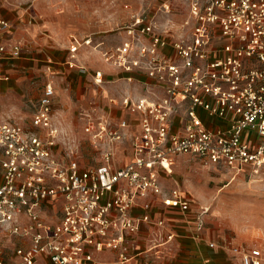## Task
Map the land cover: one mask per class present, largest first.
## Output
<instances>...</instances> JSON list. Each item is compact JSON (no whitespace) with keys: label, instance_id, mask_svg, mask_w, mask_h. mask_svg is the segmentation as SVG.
Returning <instances> with one entry per match:
<instances>
[{"label":"built area","instance_id":"obj_1","mask_svg":"<svg viewBox=\"0 0 264 264\" xmlns=\"http://www.w3.org/2000/svg\"><path fill=\"white\" fill-rule=\"evenodd\" d=\"M174 2L163 0L159 14L171 15ZM184 2L186 17L175 33L158 26L150 9L125 5L128 21L119 28L124 37L104 53V61L151 82L146 94L111 100L139 117V133L126 118L116 121L110 113L86 119L83 132L100 157L98 164L59 159L52 82L44 86L32 125L0 120V264H127L138 256L150 264L148 257L158 258L159 244L151 240L139 253L133 237L143 224L163 227L165 222L152 221L147 200L159 197L183 213L191 208L180 188L167 190L162 182L176 157L189 155L238 171L264 169V0ZM31 10H25L28 25L36 20ZM12 27L0 18V35ZM99 46L91 36H71L66 65L85 72L80 50ZM23 52L21 41L0 43V62L18 60ZM93 81L103 83L101 69ZM179 118L183 126L176 128ZM129 140L131 158L123 163L118 155ZM137 207L145 211L141 217L132 215ZM206 214L198 212L199 230ZM8 240L25 244L11 253ZM223 246L242 264H264L260 246L232 240ZM113 252L115 262L103 259Z\"/></svg>","mask_w":264,"mask_h":264},{"label":"rangeland","instance_id":"obj_2","mask_svg":"<svg viewBox=\"0 0 264 264\" xmlns=\"http://www.w3.org/2000/svg\"><path fill=\"white\" fill-rule=\"evenodd\" d=\"M162 1L0 0L3 8L19 12L23 26L33 33L26 40L23 56L42 55L44 49L34 40V36H42V32L53 38L49 40L55 48H48L53 53L66 52L71 36H91L100 46L97 50L83 48V60L91 71L102 69L106 74L103 83L96 85L89 74H63L47 62L19 60V71L14 72L9 81H0V119L30 126L44 86L52 82L56 90L54 125L60 134L57 140L59 159L76 160L83 166L98 164L100 157L90 146L83 126L90 116L109 114L111 100L122 92L119 85L122 82L115 77L116 69L105 63L103 55L123 38L119 28L128 19L125 5L134 10L150 9L156 15L158 26L162 24L174 33L180 32L186 17L183 14L185 0H175L174 11L169 16L159 14ZM31 4L39 12L40 29L39 26H28L25 10ZM130 144L129 140L124 147L129 148ZM129 158L121 154L120 162ZM171 168L172 173L162 178L167 190L177 186L193 199L196 210L207 211L213 228L232 234L233 240L237 235L242 236L244 241L264 250V169L258 172L251 168L232 170L189 155L176 157Z\"/></svg>","mask_w":264,"mask_h":264},{"label":"crops","instance_id":"obj_3","mask_svg":"<svg viewBox=\"0 0 264 264\" xmlns=\"http://www.w3.org/2000/svg\"><path fill=\"white\" fill-rule=\"evenodd\" d=\"M0 7V18L8 20L13 25L12 29L9 32L0 35V43L17 40L21 41L25 47L26 40H29L30 36H33L32 31L23 26L24 20L22 19V16H19V12L15 13L10 9H7L6 7ZM31 9V12L36 15V20L34 21L33 25L28 26H39L40 29V18H38L39 12L37 11L36 7H32V4ZM127 21L128 19L126 20V22ZM42 33V36H34L35 43L40 44V48L44 49L42 50V55L22 56L20 59L15 61L0 62L2 68L0 81H9L12 78L14 72L16 73L19 71V60L32 61L35 63H37L38 61L47 62L49 64H52L54 68H57V70L59 72H62L63 74L74 73L77 76H80L82 74H89L91 75L93 80V73L95 70L98 69L92 71L90 70L89 65L83 60L81 51L82 49L80 50L79 61L82 65H86L85 72L76 68H69L66 65L69 56L68 51L62 52V50H59V52L57 51L58 53H53L52 51L48 50V48H55L54 44L51 42V40H49L53 38L50 37L47 32ZM121 35L122 37H124L123 34ZM45 45H47V47ZM51 67L52 66H50V68ZM115 71L116 80L122 82L121 84H119L121 85L120 87H122V92L119 96L115 98L119 99L125 94H131L136 97L146 94V85L151 82V80L146 75L136 71L126 72L119 69H116ZM105 75L106 74L104 72V80ZM110 114H112L113 118L116 121L126 118L129 121L131 131L133 133L140 132L139 117L137 115H130L117 106H112ZM203 117L206 120L208 119L207 116L204 114ZM30 125H32V120ZM175 126L176 128H180L183 126L181 118H179ZM55 151L56 153H58L57 146L55 148ZM130 153V147H123L118 155V160L120 161L121 154L124 155L127 159L130 156ZM183 194H185L191 200V208L187 213H183L177 208H170L165 206L159 197H151L149 200H147L150 203L149 213L152 217V221L155 223L157 220H164L165 225L163 227H157L154 224H143L140 228L139 233L133 237L134 242L137 246L136 251L141 253L150 244V241L153 240L154 242H157L159 244V247L157 248L159 255L158 258H155L153 255L148 257L149 259H151L150 264H242L238 256L233 251L229 250L223 245L228 240H232V243L235 244L244 243L246 245H251L253 243L247 240L244 241L242 236L238 235L235 238V241L233 240V238L230 237L232 236V234H227L224 230H218L213 228L210 225V218L207 214L203 216V227L201 230H199V210H196V207L193 205V199L189 195H187L186 192H183ZM144 213L145 211L141 207H137L132 210V215L134 217H141ZM169 236L172 237L169 239ZM211 242L217 245L215 249L209 247V243ZM21 244L23 245L25 244V242H22L20 240H8L5 242V245L10 252H13L15 246ZM130 253L134 254L135 252L131 251ZM102 257L106 261L115 262V260L117 259V253L113 252ZM44 261L46 262L47 260L42 259V262ZM146 261V256H138L127 264H144Z\"/></svg>","mask_w":264,"mask_h":264}]
</instances>
